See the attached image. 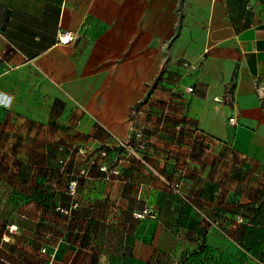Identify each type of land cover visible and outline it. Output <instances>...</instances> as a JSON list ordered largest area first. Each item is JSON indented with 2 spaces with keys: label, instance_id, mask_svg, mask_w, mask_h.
I'll use <instances>...</instances> for the list:
<instances>
[{
  "label": "crops",
  "instance_id": "0c3cea01",
  "mask_svg": "<svg viewBox=\"0 0 264 264\" xmlns=\"http://www.w3.org/2000/svg\"><path fill=\"white\" fill-rule=\"evenodd\" d=\"M5 225L0 264H264V0H0Z\"/></svg>",
  "mask_w": 264,
  "mask_h": 264
},
{
  "label": "built area",
  "instance_id": "2783aa9c",
  "mask_svg": "<svg viewBox=\"0 0 264 264\" xmlns=\"http://www.w3.org/2000/svg\"><path fill=\"white\" fill-rule=\"evenodd\" d=\"M76 37V33L74 31H70V30H60L57 33V41L62 43V44H68L71 43V41L74 40V38ZM184 65L186 66H191L192 69H196L198 67L197 64H193V63H185ZM192 90V87L190 86L188 88V91ZM218 99V98H217ZM222 101H224L227 104H231L234 100V95L233 93H231V91H226L225 94L223 95V97L221 98ZM139 105L140 103H135V105H133L132 107V111L134 113H138L139 112ZM236 121L235 116H231L228 118V122L231 124H234ZM131 129L128 132L126 138L123 139H119V147L121 148V150L123 149L124 152L128 153V154H134L135 156H137V158L141 161V163H143L145 166H149L148 160L144 157L143 154H141V151L143 149L146 148V140L144 138V129L143 127L136 125L134 123V119H132V124H131ZM108 151L106 149H103L100 151V153L102 155H105ZM123 157V158H122ZM122 159H124L123 155H119L118 157L115 158L113 164L109 165L106 161H103L99 168L102 171H109L111 174H115L118 175V173H120V166L119 163L122 161ZM61 161H63L61 159ZM86 170H82V173H85ZM164 182H166L167 187L169 188V190L174 194V195H178L179 197L183 198V199H187V196L184 194V192L182 191L181 188V182L179 180L177 181H170V180H164ZM68 193L70 195H73L75 193V189H76V178L75 180H71L68 184ZM76 206V202L73 204V207ZM61 210L63 212H69L70 208H61ZM145 213H147V210L144 209L141 213H138L139 217H142ZM6 232L4 233L3 237L0 239V247L2 246L3 242H8L12 240V235L13 233H15V227L13 225L7 226L6 227Z\"/></svg>",
  "mask_w": 264,
  "mask_h": 264
},
{
  "label": "rangeland",
  "instance_id": "374dc122",
  "mask_svg": "<svg viewBox=\"0 0 264 264\" xmlns=\"http://www.w3.org/2000/svg\"><path fill=\"white\" fill-rule=\"evenodd\" d=\"M177 14L179 15V22L177 23V25L175 26V28H174V30H175V34H177V32L179 31V29H180V27L182 26V21H181V18L184 16V15H186L187 13L185 12V9H183V7H181V6H179V8L177 9ZM170 44V43H169ZM118 142V146H120L119 145V141H117ZM123 151V149L121 150V151H119L118 153H106L105 155H103V156H105V157H111V159H114L115 160V158L116 157H118L119 155H123V156H125V154L124 153H126V152H122ZM231 152L230 151V149H229V147L228 148H225V150H224V152ZM102 155V154H101ZM133 156L135 157V158H137V156H135L134 154H133ZM67 157V156H66ZM69 157H71V156H69ZM123 158V157H122ZM138 159V158H137ZM70 160V159H69ZM113 160V161H114ZM112 161V162H113ZM66 162H67V160L65 159L64 160V164H66ZM122 162H123V159H122V161L119 163V166H120V168H121V164H122ZM63 163V162H62ZM77 166L78 165H76L75 166V168H77ZM100 166V165H99ZM100 169V168H99ZM76 170V169H75ZM101 170V169H100ZM102 171V170H101ZM103 172H106L107 174H109L110 176L111 175H115V174H111L109 171L107 172V171H103ZM77 173V172H76ZM120 173H121V170H120ZM120 173H118V175L120 174ZM118 175H115V176H118ZM75 178H76V184H77V176H76V174H74V176L72 177V179L73 180H75ZM71 179V180H72ZM70 180V181H71ZM164 180H168V179H164ZM69 181V182H70ZM68 182V183H69ZM166 183V182H165ZM182 185V184H181ZM77 186V185H76ZM167 186V185H166ZM70 212V211H69ZM68 212V213H69ZM214 220V219H213ZM6 225H5V228H4V230H5V232L7 231L6 230ZM18 230H17V228L15 227V233H13V235H12V240H13V238L14 237H16L17 235H18ZM228 235H225L224 233H222V240H221V238H220V233H219V236L216 238V240H219V244L223 241L224 242V244L222 243V244H220L219 245V247H212V248H210L209 250H210V252L211 253H216V254H221V252L222 251H225L226 253H227V250H228V248H230V250H231V252H234V253H236V250H238V246H236V245H230L229 247L227 246V242L228 241H230L231 242V240H229L228 239ZM11 240V241H12ZM232 243V242H231ZM8 247V244H4V245H2V247H0V249H3V248H7ZM45 250H46V248L45 249H42V251L43 252H45ZM201 250V249H200ZM8 264H9V262H8Z\"/></svg>",
  "mask_w": 264,
  "mask_h": 264
}]
</instances>
